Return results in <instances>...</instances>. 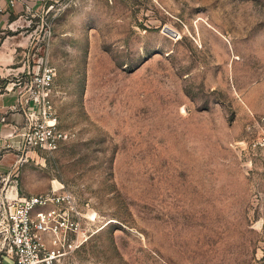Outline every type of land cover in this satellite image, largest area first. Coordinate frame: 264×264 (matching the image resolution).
<instances>
[{
  "label": "rangeland",
  "instance_id": "rangeland-1",
  "mask_svg": "<svg viewBox=\"0 0 264 264\" xmlns=\"http://www.w3.org/2000/svg\"><path fill=\"white\" fill-rule=\"evenodd\" d=\"M45 67L67 138L0 196L76 197L63 264H264V0H44L0 25L1 92Z\"/></svg>",
  "mask_w": 264,
  "mask_h": 264
},
{
  "label": "built area",
  "instance_id": "built-area-1",
  "mask_svg": "<svg viewBox=\"0 0 264 264\" xmlns=\"http://www.w3.org/2000/svg\"><path fill=\"white\" fill-rule=\"evenodd\" d=\"M21 0L0 4L8 15ZM44 1V0H42ZM33 8L26 4L25 11ZM55 72L45 67L25 88L29 101L18 145L49 153L67 138L57 127L51 100ZM264 145V144H262ZM84 215L76 197L62 186L44 195L7 198L0 201V247L11 264H63L88 241Z\"/></svg>",
  "mask_w": 264,
  "mask_h": 264
},
{
  "label": "crops",
  "instance_id": "crops-1",
  "mask_svg": "<svg viewBox=\"0 0 264 264\" xmlns=\"http://www.w3.org/2000/svg\"><path fill=\"white\" fill-rule=\"evenodd\" d=\"M2 6H6V0H0ZM28 4L32 8H41L42 0H21L18 6L13 9L8 15H0V25L7 22L11 13H17L25 10V5ZM25 89L10 90L1 92L0 90V173L8 175V184L13 181V171L11 167L15 164V149H22L18 142L20 141L19 134L22 132L25 125V109L30 105L26 98ZM17 198L14 193H6L0 196V201L7 198ZM21 196H18V198ZM0 264H11L10 259L2 253L0 248Z\"/></svg>",
  "mask_w": 264,
  "mask_h": 264
}]
</instances>
